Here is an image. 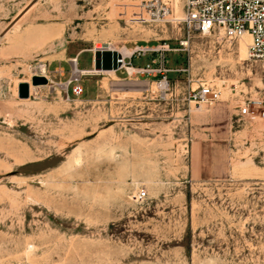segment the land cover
<instances>
[{"label":"rangeland","instance_id":"rangeland-1","mask_svg":"<svg viewBox=\"0 0 264 264\" xmlns=\"http://www.w3.org/2000/svg\"><path fill=\"white\" fill-rule=\"evenodd\" d=\"M149 1L0 0V264H264V61Z\"/></svg>","mask_w":264,"mask_h":264},{"label":"built area","instance_id":"built-area-1","mask_svg":"<svg viewBox=\"0 0 264 264\" xmlns=\"http://www.w3.org/2000/svg\"><path fill=\"white\" fill-rule=\"evenodd\" d=\"M178 10L180 19H174L182 24L187 37L196 33L202 36H220L227 41L240 40L249 37L247 57L249 60L264 61V0H180ZM146 14L153 22H159L175 13L169 4L151 0L144 5ZM182 44V45H181ZM180 46L185 45L181 43ZM164 48V47H163ZM162 52L169 48L160 49ZM156 51L148 47H136L132 54L137 57ZM117 65H125L124 58L116 59ZM72 94L80 96L82 88L72 87ZM189 99L200 109L220 100V92L212 85H201L197 91L189 93ZM254 106V108H252ZM242 116L250 117L255 108L259 109L257 117L264 119V99L252 100L245 98L237 106ZM254 109V111H252ZM254 118V117H251ZM145 193H137L142 199Z\"/></svg>","mask_w":264,"mask_h":264},{"label":"water","instance_id":"water-1","mask_svg":"<svg viewBox=\"0 0 264 264\" xmlns=\"http://www.w3.org/2000/svg\"><path fill=\"white\" fill-rule=\"evenodd\" d=\"M113 66H117V62H116V59L113 60ZM119 66V65H118ZM35 81L36 82H40V83H44L45 82V79L44 78H35ZM28 97V92H27V86L24 84L21 88H20V91H19V98L20 99H25Z\"/></svg>","mask_w":264,"mask_h":264},{"label":"bare ground","instance_id":"bare-ground-1","mask_svg":"<svg viewBox=\"0 0 264 264\" xmlns=\"http://www.w3.org/2000/svg\"><path fill=\"white\" fill-rule=\"evenodd\" d=\"M247 39L248 40V44H249V37L248 36H243L241 39ZM248 44H247V46H248ZM97 47V46H96ZM126 71L129 73V74H131L132 72H136V70L134 69V68H127L126 69ZM77 72V71H76Z\"/></svg>","mask_w":264,"mask_h":264}]
</instances>
